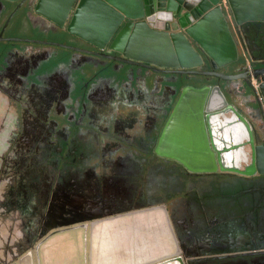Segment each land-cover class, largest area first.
<instances>
[{
	"label": "flooded vegetation",
	"instance_id": "flooded-vegetation-1",
	"mask_svg": "<svg viewBox=\"0 0 264 264\" xmlns=\"http://www.w3.org/2000/svg\"><path fill=\"white\" fill-rule=\"evenodd\" d=\"M33 3L0 0V264H90L93 236L117 258L155 248L154 259L179 250L189 264V254L210 255L215 235L221 246L250 223L258 232L264 179L194 172L155 154L181 86L218 78L122 62L45 21ZM233 31L239 60L217 70L236 76L220 83L250 110L254 96L243 91L264 76V21ZM162 205L167 212L152 209Z\"/></svg>",
	"mask_w": 264,
	"mask_h": 264
},
{
	"label": "water",
	"instance_id": "water-1",
	"mask_svg": "<svg viewBox=\"0 0 264 264\" xmlns=\"http://www.w3.org/2000/svg\"><path fill=\"white\" fill-rule=\"evenodd\" d=\"M228 3L230 13L221 0H34L33 4L34 12L45 21L98 50L119 53L113 58L122 62L158 72L217 77L216 84L181 86L155 154L179 161L190 171L237 173L259 181L264 179V76L257 86L246 81L243 92L254 96L246 110L228 98L227 86L220 83L236 76L217 69L239 60L233 30L249 21H264V0ZM209 65L212 70L197 69ZM252 112L259 115L257 119ZM158 208L167 212L166 205L152 209ZM249 225L240 228L234 240L224 238L221 246L222 234L215 235L217 243L210 249L205 246L210 255L189 254L188 263L226 259L224 264H264V226L256 232V225ZM146 251L149 259L136 264H186L179 250L160 259L153 258L155 248ZM90 264H94L93 255Z\"/></svg>",
	"mask_w": 264,
	"mask_h": 264
},
{
	"label": "crops",
	"instance_id": "crops-1",
	"mask_svg": "<svg viewBox=\"0 0 264 264\" xmlns=\"http://www.w3.org/2000/svg\"><path fill=\"white\" fill-rule=\"evenodd\" d=\"M92 245L94 264H136L138 262H144L149 259L147 257H141L136 255L134 256L133 254H126L123 255L121 258H117L115 257L116 254L115 252H113L112 246L106 245L103 240L102 242L99 239L95 240L94 236ZM47 253L49 254V251H47Z\"/></svg>",
	"mask_w": 264,
	"mask_h": 264
},
{
	"label": "rangeland",
	"instance_id": "rangeland-1",
	"mask_svg": "<svg viewBox=\"0 0 264 264\" xmlns=\"http://www.w3.org/2000/svg\"><path fill=\"white\" fill-rule=\"evenodd\" d=\"M16 31H18V30H16ZM49 38H53V39H56V40H59V39H65L64 37H65V35H63V34H60V33H57V32H50L49 34ZM34 48H39L40 50L41 49H43V47H34ZM192 81L193 82H195V83H198V81L197 80H195V79H192ZM183 184L186 186V188L185 189H189V190H194L195 189V187H191V184H190V182H183ZM264 186V185H263ZM262 209H263V212H264V202H262ZM263 224V226H264V223H262ZM9 249V248H8ZM12 249V248H11ZM10 250V249H9ZM225 262V261H224ZM223 262V263H224Z\"/></svg>",
	"mask_w": 264,
	"mask_h": 264
},
{
	"label": "built area",
	"instance_id": "built-area-1",
	"mask_svg": "<svg viewBox=\"0 0 264 264\" xmlns=\"http://www.w3.org/2000/svg\"><path fill=\"white\" fill-rule=\"evenodd\" d=\"M221 5L227 12L230 13V6L228 0H221Z\"/></svg>",
	"mask_w": 264,
	"mask_h": 264
}]
</instances>
